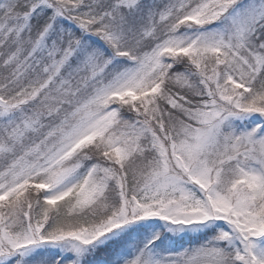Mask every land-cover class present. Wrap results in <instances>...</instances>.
I'll list each match as a JSON object with an SVG mask.
<instances>
[{
    "label": "snow or ice",
    "instance_id": "6c2138e0",
    "mask_svg": "<svg viewBox=\"0 0 264 264\" xmlns=\"http://www.w3.org/2000/svg\"><path fill=\"white\" fill-rule=\"evenodd\" d=\"M0 264H264V0H0Z\"/></svg>",
    "mask_w": 264,
    "mask_h": 264
}]
</instances>
